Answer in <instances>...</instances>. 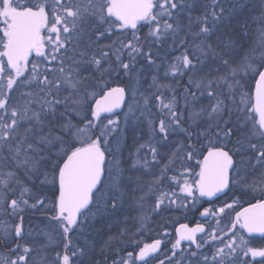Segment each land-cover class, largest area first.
Returning <instances> with one entry per match:
<instances>
[{
    "label": "rangeland",
    "instance_id": "rangeland-1",
    "mask_svg": "<svg viewBox=\"0 0 264 264\" xmlns=\"http://www.w3.org/2000/svg\"><path fill=\"white\" fill-rule=\"evenodd\" d=\"M36 1L64 18L71 44L43 48L14 71L0 46V147L13 149L23 170L0 173V182L16 180L19 186L8 209L0 194V234L7 246L22 204L35 210L23 219L20 249L0 251V264H64V224L50 219L56 214L50 193L56 166L73 144L100 143L107 162L97 202L75 237L83 253L70 249L69 264H90L102 227L110 232L106 246L111 242L117 255L139 252L158 238L160 222L171 225L174 217L163 218V212L175 209V201L178 209V200L191 195L190 170L207 150L225 149L227 142L234 143L247 188L254 196L264 194V136L253 112L254 83L264 66V0H150L155 10L139 26L143 33L136 42L129 36L138 32L115 20L108 0ZM247 20L258 27H246ZM153 44L167 55L153 50L157 57L137 65ZM38 63L42 72L32 74L31 64ZM115 85L127 90L125 109L94 123L93 101ZM39 109L51 116L45 133L34 128ZM41 136L46 144L39 149L34 143Z\"/></svg>",
    "mask_w": 264,
    "mask_h": 264
},
{
    "label": "water",
    "instance_id": "water-1",
    "mask_svg": "<svg viewBox=\"0 0 264 264\" xmlns=\"http://www.w3.org/2000/svg\"><path fill=\"white\" fill-rule=\"evenodd\" d=\"M112 15L122 25H136L149 19L153 11L150 0H108ZM12 31L5 49V59L10 68L17 66L25 55L34 51L42 42V24L34 13L11 11ZM127 92L122 86H114L98 96L91 107V117L99 123L106 117L123 112L127 103ZM253 112L264 135V66L259 72L253 88ZM107 156L99 144H90L69 153L62 162L57 176L58 197L54 221L62 220L67 226L65 232L67 245L64 248V264L67 263L66 250L70 246L69 236L77 226L80 216L91 206L93 196L98 191L105 175ZM234 160L224 149L213 148L206 152L202 159L199 175V189L205 198H215L227 190ZM237 218L242 221L244 231L250 236H264V201L249 206ZM199 226L177 227L178 240L192 242L198 233ZM15 236H23L22 222ZM161 251L157 241L137 254L141 264L157 256Z\"/></svg>",
    "mask_w": 264,
    "mask_h": 264
},
{
    "label": "flooded vegetation",
    "instance_id": "flooded-vegetation-1",
    "mask_svg": "<svg viewBox=\"0 0 264 264\" xmlns=\"http://www.w3.org/2000/svg\"><path fill=\"white\" fill-rule=\"evenodd\" d=\"M45 7L46 2L40 4L36 0H0V38H2L0 46L3 49L7 47L12 31L11 11L34 13L42 24V42L12 71L21 68L29 55L36 54L43 48L50 46L66 48L71 44L69 28L64 18L59 16L60 14L57 16L60 18L53 16ZM51 35L55 36L54 40ZM35 68V66L30 68L33 70L32 74ZM203 157L204 155L198 166L191 169L188 174L191 178L190 197H181L178 200V204L181 202L178 209L175 201V209L171 212H163V218L167 214L174 216L172 224H165L164 220L160 222L158 238L152 240L147 246L159 241L161 251L145 264H264V236L248 235L242 227L241 219L237 218L249 206L263 202L264 194L254 196L253 192L247 188L246 175L237 170V160L234 158L227 190L215 198H205L199 189ZM257 170L261 171V169ZM15 183L16 180L0 182V194L7 199L5 203L7 209L11 207L9 201L13 200V192H16L19 187ZM176 189L178 190L177 186L174 191H177ZM16 210L19 209L16 208ZM27 215L29 213H25L24 217ZM21 221L24 223L22 214L19 215V224ZM180 225L199 226L198 230L203 232L198 233L192 242L184 240L180 245H176L177 227ZM21 241L22 239H17L13 232L12 246H7L3 235L0 234V251L7 254L16 253L20 249Z\"/></svg>",
    "mask_w": 264,
    "mask_h": 264
},
{
    "label": "trees",
    "instance_id": "trees-1",
    "mask_svg": "<svg viewBox=\"0 0 264 264\" xmlns=\"http://www.w3.org/2000/svg\"><path fill=\"white\" fill-rule=\"evenodd\" d=\"M214 12H216V11H214ZM153 16V15H152ZM152 16H151V18H152ZM150 18V19H151ZM149 19V20H150ZM148 20V21H149ZM148 21L146 22V23H144V24H147L148 23ZM251 22L249 21V20H247V25H246V27L250 24ZM144 24H141V25H137V26H135V27H133L131 30H133V32H138V33H134V34H130V36H129V39L131 40V41H133V42H136V41H139V39L137 38V34H141V33H143V32H141V31H137L138 30V28H139V26H143ZM258 23H251V26L252 27H258ZM261 25V24H260ZM247 38V40H243V42L245 43V45L247 46V42H248V40H250V38L248 39V37H246ZM187 40H189V39H187ZM150 48H152V49H150L152 52H147L146 50H145V52L144 53H142L141 55H140V60H139V62H138V64L137 65H139V64H141L142 63V61L146 58V59H149V58H152V57H157V54H155L154 52L155 51H153V50H157V52H159L160 53V56L161 55H167V53L168 52H166L165 50H163V49H161L159 46H157L156 44H153L152 46H150ZM88 55L86 54V56H85V60H87L88 58ZM83 60V59H82ZM84 61V60H83ZM30 64V63H29ZM39 64V63H38ZM34 66V64H31V67H33ZM42 65L41 64H39V66L37 67L36 66V68H35V72H34V74H37V75H40V73L42 72V71H40V67H41ZM39 77V76H38ZM103 90V89H102ZM101 90V94L104 92V90L102 91ZM100 94V95H101ZM99 95V96H100ZM9 97V96H8ZM8 97H6V98H8ZM38 113H39V123L38 124H36L35 125V130H36V132H38V133H45L46 132V130L48 129V125L47 124H45V121H48V118H50L51 116H48V115H50V114H48V113H46V112H44L43 110L42 111H40V109L37 111ZM46 117H47V119H46ZM56 126V125H55ZM56 128H57V126H56ZM58 129V128H57ZM60 132V131H59ZM60 134H61V132H60ZM62 135V134H61ZM42 138H39V137H37V139H36V141H37V144L36 143H34L35 145V147H39V149H41V146H44L45 144H46V139L45 138H43V136H41ZM44 140L45 141V143L43 142L42 143V141L41 140ZM93 143H97L96 141H94ZM89 144H92V143H87V144H82V145H78V144H73V145H71V149L69 150V152L67 153V154H69L70 152H72V151H74V150H76V149H78V148H81V147H83V146H86V145H89ZM100 144V143H99ZM227 144L228 145H224V147L223 148H225L228 152H230L231 153V155H234L233 153H234V149H233V147H234V143H233V146H232V142H227ZM10 147V146H9ZM221 147H222V144H221ZM14 152H13V149L11 150H9V149H7V147L5 146V145H1V147H0V158L2 159V164L0 163V173L1 172H4V170H8L9 169V171H14L16 174L18 173V174H23V170H21V168H20V166L19 165H17L16 164V161L14 160L15 158L13 157V154ZM65 158V157H64ZM64 158L63 159H61V161H60V163H58L57 164V166H56V172H55V174H57L58 173V170H59V167H60V165H61V163L63 162V160H64ZM4 162V163H3ZM46 160L45 161H43V162H41V163H43L42 165H43V167H45V165H46ZM27 180V179H26ZM36 181V180H35ZM37 183H38V181H36ZM29 184H30V182H29ZM32 185V186H31ZM31 187L33 188V190L34 191H36L37 189H38V187H37V185L36 184H34V182H31V184H30V189H31ZM53 188H51V193H50V195H52L53 197H54V200L56 201V198H57V196H58V187H57V184H56V181H55V183H53V186H52ZM33 190H30V191H33ZM38 192H39V190H38ZM41 193H44L43 191L42 192H40L39 193V196H41L40 194ZM96 197V196H95ZM97 202V200H96V198H94V202H93V205H92V207H94V204ZM22 209H20L19 210V213H21V212H25V211H29L28 213L30 214L31 212H35V210H32V209H30L25 203L24 204H22ZM91 207V208H92ZM90 208V209H91ZM25 209V210H24ZM89 209V210H90ZM22 210V211H21ZM88 210V211H89ZM87 211V212H88ZM86 212V213H87ZM85 213V214H86ZM84 214V215H85ZM55 215V214H54ZM84 215L81 217V220H80V222H79V224H78V226L76 227V229L74 230V232L70 235V247L68 248V250H67V253H68V255H69V257H71V252H69L70 251V249H71V251H72V248H75V251L77 252V253H83V250H82V242L80 241V240H77V242L75 241V237L79 234V228H80V226L85 222L84 220H83V217H84ZM84 221V222H83ZM59 222H61L62 224H64L62 221H59ZM105 225H107V222H106V224ZM64 226V228H63V231H61L62 233V244L63 245H65L66 244V239H65V230H66V227H65V225H63ZM107 227V226H106ZM106 227H102L101 228V231L99 232V238H100V241L97 243V247L94 249L95 251L93 252V255L91 256V259H90V264H94L95 263V261L96 260H101V264H125L127 261H129L131 264H135L136 263V260H134V256L138 253V250H130L129 252H126V251H122L121 252V254L120 255H117V254H115V249H116V247L114 246V247H112V244H111V242H109L108 243V245L106 246V242L108 241V239H109V236H110V232H108V230L107 229H105ZM88 235H89V233H88ZM91 236H92V234H91ZM89 237H90V235L88 236V239L85 241V244H87V242H88V240H89ZM103 237V238H102ZM101 238L104 240V243H102L99 247H98V244L99 243H101ZM157 238V237H156ZM153 239V238H152ZM66 246V245H65ZM100 249V252H99V254H97V256H95V253L98 251ZM90 254H92V252L90 253Z\"/></svg>",
    "mask_w": 264,
    "mask_h": 264
}]
</instances>
